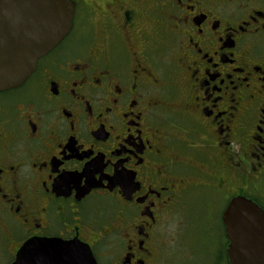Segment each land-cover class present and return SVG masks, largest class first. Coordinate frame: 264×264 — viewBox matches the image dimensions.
Segmentation results:
<instances>
[{
    "label": "flooded vegetation",
    "instance_id": "1",
    "mask_svg": "<svg viewBox=\"0 0 264 264\" xmlns=\"http://www.w3.org/2000/svg\"><path fill=\"white\" fill-rule=\"evenodd\" d=\"M72 1L68 36L0 92V264L47 240L155 264L197 190L264 210V0Z\"/></svg>",
    "mask_w": 264,
    "mask_h": 264
},
{
    "label": "water",
    "instance_id": "2",
    "mask_svg": "<svg viewBox=\"0 0 264 264\" xmlns=\"http://www.w3.org/2000/svg\"><path fill=\"white\" fill-rule=\"evenodd\" d=\"M75 11L72 0H0V92L20 87L32 75L38 60L68 36ZM222 222L229 264H264V210L235 198ZM56 242H27L15 264H33L36 247L48 256L42 264H98L89 246Z\"/></svg>",
    "mask_w": 264,
    "mask_h": 264
},
{
    "label": "rangeland",
    "instance_id": "3",
    "mask_svg": "<svg viewBox=\"0 0 264 264\" xmlns=\"http://www.w3.org/2000/svg\"><path fill=\"white\" fill-rule=\"evenodd\" d=\"M197 191L189 200L188 214L180 210L179 216L170 221L160 239L165 247L156 249L155 264H227V239L222 224L226 205L214 203L207 190ZM109 240L102 243L101 250L109 248Z\"/></svg>",
    "mask_w": 264,
    "mask_h": 264
},
{
    "label": "trees",
    "instance_id": "4",
    "mask_svg": "<svg viewBox=\"0 0 264 264\" xmlns=\"http://www.w3.org/2000/svg\"><path fill=\"white\" fill-rule=\"evenodd\" d=\"M228 246V241H227V245L226 247ZM226 261H227V264H229V261H228V258L226 257Z\"/></svg>",
    "mask_w": 264,
    "mask_h": 264
}]
</instances>
